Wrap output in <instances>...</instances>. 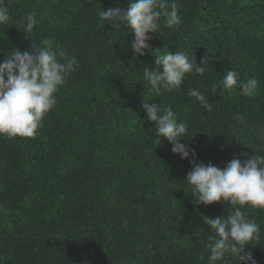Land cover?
<instances>
[{"label": "trees", "instance_id": "obj_1", "mask_svg": "<svg viewBox=\"0 0 264 264\" xmlns=\"http://www.w3.org/2000/svg\"><path fill=\"white\" fill-rule=\"evenodd\" d=\"M7 4L15 24L0 26V62L50 39L78 65L35 136L0 135V264H209L214 233L205 217L239 205L198 204L184 181L193 157L181 159L156 136L142 104L145 97L172 108L196 163L223 169L234 158L264 155V0H177L181 23L169 27L162 15L143 56L132 52L126 22L99 20L100 11L126 9L129 0ZM33 10L37 24L26 35L21 18ZM168 50L197 65L207 57V70L193 69L180 89L157 95L143 69L158 67L155 57ZM228 69L257 80L251 95L222 88ZM242 210L261 232L245 252L264 264V209ZM216 264L240 262L228 255Z\"/></svg>", "mask_w": 264, "mask_h": 264}, {"label": "clouds", "instance_id": "obj_2", "mask_svg": "<svg viewBox=\"0 0 264 264\" xmlns=\"http://www.w3.org/2000/svg\"><path fill=\"white\" fill-rule=\"evenodd\" d=\"M167 17L168 26L181 23L178 15L177 0H129L126 9L109 8L99 12V20L119 28L126 22L134 32V40L130 47L139 56L151 51L149 33H159L160 17ZM35 10L21 18L24 32H31L36 24ZM15 24L10 16L7 0H0V26ZM208 58L197 65L194 56L186 52L169 50L155 57L158 67H144L143 77L150 84L151 90L157 95L180 89L186 74L203 75L207 70ZM78 65L75 56H69L63 51L55 50L54 42L43 39L39 46L33 44L30 51L14 50L0 62V135L9 138L33 137L42 127L44 116L56 105L55 94L66 82V76ZM257 80L249 78L242 80L240 73L228 69L219 84L224 90L239 87L242 94L251 95L257 87ZM213 92L216 87H213ZM188 94L208 111L212 105L199 89H188ZM142 109L148 120L155 122L157 137L166 138L172 145L171 151L179 154L181 159L190 156L192 164L184 181L191 186V193L198 204L210 205L224 201L230 205H239L234 210L229 209L226 215L216 218L205 217L204 223L210 226L214 235L209 237L207 248L210 250L209 264L223 261L228 255L237 259L240 264H257L252 253L245 252L246 246L261 236L260 226L249 219L244 206L264 209V155L254 154L241 162L232 159L221 169L211 163L205 165L196 163L195 151L181 143L188 128L184 122L178 123L176 113L170 106H160L144 97ZM242 119V117H238Z\"/></svg>", "mask_w": 264, "mask_h": 264}]
</instances>
